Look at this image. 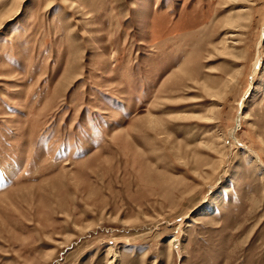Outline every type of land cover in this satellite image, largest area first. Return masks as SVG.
Wrapping results in <instances>:
<instances>
[{
  "label": "rangeland",
  "instance_id": "374dc122",
  "mask_svg": "<svg viewBox=\"0 0 264 264\" xmlns=\"http://www.w3.org/2000/svg\"><path fill=\"white\" fill-rule=\"evenodd\" d=\"M0 264H264V0H0Z\"/></svg>",
  "mask_w": 264,
  "mask_h": 264
}]
</instances>
